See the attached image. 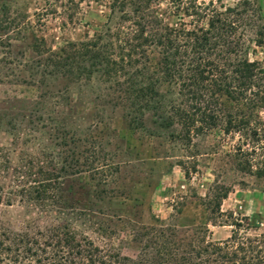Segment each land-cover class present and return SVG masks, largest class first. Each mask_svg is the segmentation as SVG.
Listing matches in <instances>:
<instances>
[{
  "label": "rangeland",
  "instance_id": "1",
  "mask_svg": "<svg viewBox=\"0 0 264 264\" xmlns=\"http://www.w3.org/2000/svg\"><path fill=\"white\" fill-rule=\"evenodd\" d=\"M137 1L124 0L125 10ZM196 4L219 12L236 7L234 14L227 15L234 22L230 38L240 46L241 58L264 68V39L260 47L253 44L264 26V0H196ZM160 6L163 10L164 5ZM118 18L116 11L110 12L108 0H0V113L15 118L23 113L25 103L33 105L37 98V62L45 58L32 49L37 38L44 40L43 50L48 57L47 49L53 53H58L59 48L68 51L70 47L64 44L114 28ZM182 20L189 24L190 18ZM201 25L205 26V21ZM145 55L154 69L158 49L148 47ZM53 61L57 68L48 69L51 72L46 73L45 83L63 90L69 79L68 100L53 108L50 117L54 123L46 121L42 113L43 123L52 127L55 122L63 124L66 129L87 134L90 140H100L116 168L114 175L105 178L104 186L96 185L92 173L79 174L74 182L78 180L82 188L86 187L81 190L75 184L72 191L78 196L64 201L66 206L84 210L92 221L111 230L101 237L91 225L79 224L80 220L73 222L75 230L97 249V257L109 252L136 264H184L186 260L188 264H264V245L258 239L264 234V179L235 169L231 156L235 137L231 141L213 129L203 135L190 134L189 141L182 142L176 135L179 127H165L160 114L152 111L136 114V123L129 127L123 120L124 103L117 99L120 91L116 81L121 79L102 82L94 74L90 81H74L73 74H68V63ZM179 87L178 81H160L155 88L179 102ZM218 99L225 109L235 108L225 97ZM260 117L264 120V111ZM18 122L19 119L14 120V124ZM7 128L0 124V264H11L8 259L14 250L17 259L13 264H36L32 254L25 255L22 250L26 246L36 251L33 242L50 243L46 238L55 222L41 218L35 204L22 202L20 190H14L24 182L17 169L11 171L17 168L18 160L9 165L11 169H4L3 151L11 139ZM220 136L224 137L222 142ZM184 169L189 172L188 177L184 176ZM220 187L228 188V193L220 202L217 215L209 211L207 204L223 191ZM244 218L249 223L253 218L252 225L245 227ZM235 222H241L242 227L233 228L231 224ZM234 230H238L239 238H257L258 243H251L255 249L244 254L235 250L234 244L235 257L219 259L209 250L211 254L195 258L201 246L224 242ZM38 232L44 233L42 239ZM157 248L164 254L157 263H151ZM7 249L10 254L2 251ZM169 258L173 261L167 262Z\"/></svg>",
  "mask_w": 264,
  "mask_h": 264
},
{
  "label": "trees",
  "instance_id": "2",
  "mask_svg": "<svg viewBox=\"0 0 264 264\" xmlns=\"http://www.w3.org/2000/svg\"><path fill=\"white\" fill-rule=\"evenodd\" d=\"M131 5L132 8L126 11L124 0H108L110 12L119 14L116 26L94 32L81 41L64 44L70 47L68 51L59 48L58 53H53L47 49L50 56L46 57L44 40L37 38L32 49H37L34 52L45 57L37 62V98L33 105L25 103L23 113L15 118L0 113V124L8 126L11 138L9 147L3 151L4 169H11L9 165L18 160L17 168L11 171L17 169L24 182L14 190H20L22 202L35 204L41 218L55 222L52 227L48 223L51 233L46 239L50 243L37 241L32 243L36 251L26 246L22 250L25 255L32 254L30 257H34L36 264H136L109 252L97 257V249L75 230L73 222L80 220L79 224L91 225L93 232L101 237H106L111 230L92 221L84 210H74L64 204V201L78 196L72 191L79 182H74L76 176L92 173L96 185L104 186L105 178L114 175L116 168L109 158L111 154L103 150L100 140H90L87 134L83 136L75 128L66 129L63 124L55 122L52 127L43 123L42 113L46 121L54 123L50 117L53 108L68 100L69 79L63 90L45 83L46 73L51 72L48 69L57 68L53 60L68 63V74H73L74 81L78 78L90 81L94 74L102 82L121 79V82L116 81L120 91L117 99L124 103L123 120L129 127L136 123V114L152 111L160 114L165 127H179L176 135L182 142H188L190 134L203 135L213 129L231 141L235 137L231 148L235 169L264 179V120L260 117V112L264 111V68L257 62L241 58L240 46L230 38L234 22L227 15L234 14L236 7H226L219 12L196 4V0H138ZM184 17L190 18L189 24L182 20ZM202 21L205 26L201 25ZM191 24L194 26L190 27ZM261 30L253 41L257 47L264 39V26ZM148 47L158 49L154 69L148 65L145 55ZM160 81L180 83L179 102L178 98L160 94L155 88ZM220 97L233 102L235 108L225 109L219 102ZM50 99L53 101L49 104ZM15 119L20 122L14 124ZM223 140L224 137L220 136L219 142ZM183 173L188 177L187 169ZM83 188L79 185V189ZM220 189L223 191L207 204L209 211L217 215L220 202L228 193V188ZM252 219L249 223L250 220L244 218L247 220L245 227L252 225ZM231 225L237 229L242 227L241 222ZM231 233L224 242L201 246L195 258L209 255L211 251L219 259L235 257L234 244L235 250L246 254L255 249L251 243H258V239L264 245V234L257 239L244 235L239 238L238 230ZM43 234L38 232L37 236L42 239ZM154 243L156 247L157 243ZM2 251L10 254L8 249ZM13 252L8 259L11 264L17 259V250ZM161 253L164 254L157 248L150 258L151 263H157L162 258ZM171 260L173 258L167 262ZM184 264H188V260ZM196 264L205 263L198 261Z\"/></svg>",
  "mask_w": 264,
  "mask_h": 264
}]
</instances>
